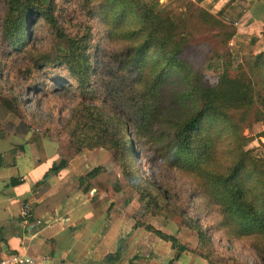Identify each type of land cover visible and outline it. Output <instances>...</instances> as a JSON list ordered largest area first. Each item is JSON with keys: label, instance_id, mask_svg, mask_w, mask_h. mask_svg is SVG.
Here are the masks:
<instances>
[{"label": "trees", "instance_id": "16d2710c", "mask_svg": "<svg viewBox=\"0 0 264 264\" xmlns=\"http://www.w3.org/2000/svg\"><path fill=\"white\" fill-rule=\"evenodd\" d=\"M77 4L86 20L77 26L81 31L67 35L55 12V0H48L44 8L39 0H3L0 33L10 52H24L39 20L67 44L63 54L32 62L40 69L50 61L63 66L68 76L54 80L55 87L72 90L76 98L62 126L68 136L67 156L52 164L43 178L64 168L82 149H113L126 165L151 150L154 156L149 160L155 168L166 167L191 181L195 192L189 196H199L200 208L213 215L217 230L257 248L256 255L264 261V169L261 158L245 149L242 130L246 126L233 117L235 113L243 119L247 110L213 96L187 56L193 44L189 32L177 29L156 2L146 6L142 0H77ZM90 21L102 29L106 44L116 45L112 51L92 44ZM231 34L232 30L223 40ZM251 58L248 84H259L264 95V52ZM41 90L37 84L26 86L24 92ZM18 105L24 109L26 101L19 99ZM99 170L92 168L78 181L92 178ZM154 189L162 201L167 200L168 194L156 182ZM152 205L157 209L155 201ZM178 214L187 220V228L206 238L185 210ZM144 229L169 242L176 250L174 258L185 249L172 235L150 225ZM199 255L208 261L207 255Z\"/></svg>", "mask_w": 264, "mask_h": 264}, {"label": "rangeland", "instance_id": "374dc122", "mask_svg": "<svg viewBox=\"0 0 264 264\" xmlns=\"http://www.w3.org/2000/svg\"><path fill=\"white\" fill-rule=\"evenodd\" d=\"M185 1L142 0L146 6L156 2L157 6L170 16L177 29L189 32L193 44L187 56L190 63L201 72L207 85L212 88L213 96L221 100L230 99L238 106V110H247L243 119L235 113L233 117L235 120L241 119V126H246L242 130L245 149H252L253 155L261 158V166L264 169V95L259 84L255 87L248 84L247 72L249 73L248 66L252 61L251 55L246 54L238 59L233 49L232 55L229 39L223 40L231 30L227 27L221 28L216 22L217 19L213 20L204 15L201 8L190 11ZM39 2L44 8L48 0ZM55 2V12L61 16L60 26L64 33L81 31L82 28L77 30V26L85 22L86 17L77 0L71 4L66 3L68 0ZM3 14V0H0V25ZM90 24L92 44L103 45L112 51L116 45L106 44L102 29L98 28L95 21H90ZM66 45L46 29L42 20L34 26L33 37L29 44L24 46L22 53L10 52L0 33V135L29 134L31 141L40 148L41 138L50 140L59 159L67 156L68 136L62 126L76 102L75 94L70 89L55 87L54 80L68 76L63 66L56 67L50 61L51 63L40 69L34 67L32 62H40L44 56H59L63 54ZM89 51L91 52L92 48ZM196 51L200 52L196 54ZM37 84L42 87L41 92H24L26 86ZM17 98L26 101L24 109L18 105ZM51 144L46 148H51ZM82 152L86 154L84 159L87 166L100 168L91 178L95 183L102 188L108 185L115 190L123 186L129 198L139 204L140 214L143 210L145 215L150 214L156 222L168 223L170 228H173L172 224H176L179 229L189 231V240L188 237L186 240L185 236L181 239L191 248H195L196 253L207 255L208 264H264L256 255L257 248L229 239L221 230L216 229L213 215L209 210L200 208L199 196H189L195 192L189 179L166 167L159 169L152 165L149 158L153 157L154 153L151 150L147 151L144 157L135 156L127 165L119 160L113 149L94 147L82 149L78 154ZM123 164L125 166H122ZM155 182L168 194L167 200H161L160 194L154 189ZM150 200L157 203V209H154L153 201ZM181 210H185L190 219L199 223L206 238H199L195 230L187 228V220L178 214ZM140 219L135 222L140 223ZM146 225L150 224L143 223V228Z\"/></svg>", "mask_w": 264, "mask_h": 264}, {"label": "crops", "instance_id": "0c3cea01", "mask_svg": "<svg viewBox=\"0 0 264 264\" xmlns=\"http://www.w3.org/2000/svg\"><path fill=\"white\" fill-rule=\"evenodd\" d=\"M185 2L190 11L201 8L232 30L228 43L238 59L264 52V0ZM29 139V134L0 137V260L25 255L33 264H208L181 239L189 240V231L140 214L123 186L115 190L91 178L78 181L94 167L87 166L84 152L43 178L59 155L50 140L41 138L40 148ZM24 204L27 217L20 214ZM143 223L174 236L185 249L174 258L170 243Z\"/></svg>", "mask_w": 264, "mask_h": 264}, {"label": "built area", "instance_id": "2783aa9c", "mask_svg": "<svg viewBox=\"0 0 264 264\" xmlns=\"http://www.w3.org/2000/svg\"><path fill=\"white\" fill-rule=\"evenodd\" d=\"M22 217H27L29 214L28 204L22 206L21 212ZM59 222H63V219H59ZM0 264H33V260L25 255H11L5 260H0Z\"/></svg>", "mask_w": 264, "mask_h": 264}]
</instances>
